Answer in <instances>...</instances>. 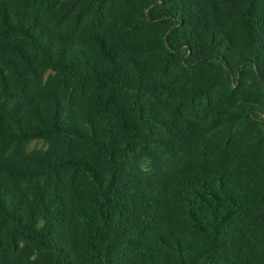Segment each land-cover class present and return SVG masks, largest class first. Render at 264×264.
<instances>
[{
  "label": "trees",
  "instance_id": "16d2710c",
  "mask_svg": "<svg viewBox=\"0 0 264 264\" xmlns=\"http://www.w3.org/2000/svg\"><path fill=\"white\" fill-rule=\"evenodd\" d=\"M0 264H264V0H0Z\"/></svg>",
  "mask_w": 264,
  "mask_h": 264
},
{
  "label": "rangeland",
  "instance_id": "374dc122",
  "mask_svg": "<svg viewBox=\"0 0 264 264\" xmlns=\"http://www.w3.org/2000/svg\"><path fill=\"white\" fill-rule=\"evenodd\" d=\"M33 145H36L37 147H39V146H40V143L32 144L31 147H32Z\"/></svg>",
  "mask_w": 264,
  "mask_h": 264
}]
</instances>
